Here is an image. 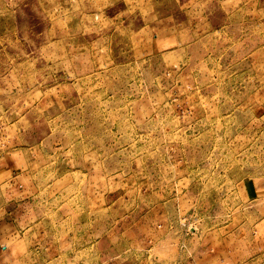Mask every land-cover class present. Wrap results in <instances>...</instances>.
I'll return each instance as SVG.
<instances>
[{"label": "rangeland", "instance_id": "374dc122", "mask_svg": "<svg viewBox=\"0 0 264 264\" xmlns=\"http://www.w3.org/2000/svg\"><path fill=\"white\" fill-rule=\"evenodd\" d=\"M1 220L0 264H264V0H0Z\"/></svg>", "mask_w": 264, "mask_h": 264}, {"label": "crops", "instance_id": "0c3cea01", "mask_svg": "<svg viewBox=\"0 0 264 264\" xmlns=\"http://www.w3.org/2000/svg\"><path fill=\"white\" fill-rule=\"evenodd\" d=\"M162 30L165 31L166 28H163ZM19 236L21 237L20 229L17 228V225L14 222L5 220L0 221V259L2 254H4L3 252H8L9 257H12V249L16 247V244L11 245L10 242L14 239L16 240Z\"/></svg>", "mask_w": 264, "mask_h": 264}]
</instances>
